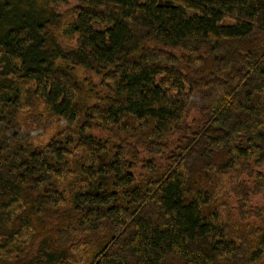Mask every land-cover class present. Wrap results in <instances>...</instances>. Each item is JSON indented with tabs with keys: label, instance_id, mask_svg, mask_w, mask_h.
Segmentation results:
<instances>
[{
	"label": "trees",
	"instance_id": "trees-1",
	"mask_svg": "<svg viewBox=\"0 0 264 264\" xmlns=\"http://www.w3.org/2000/svg\"><path fill=\"white\" fill-rule=\"evenodd\" d=\"M0 264H264V0H0Z\"/></svg>",
	"mask_w": 264,
	"mask_h": 264
},
{
	"label": "rangeland",
	"instance_id": "rangeland-1",
	"mask_svg": "<svg viewBox=\"0 0 264 264\" xmlns=\"http://www.w3.org/2000/svg\"><path fill=\"white\" fill-rule=\"evenodd\" d=\"M191 13H193V12H191ZM223 23H225V24H229V23H232V21L229 19H227V20H224V22ZM49 136H47V137H44V138H42L39 142H43V143H47L48 141H49Z\"/></svg>",
	"mask_w": 264,
	"mask_h": 264
}]
</instances>
